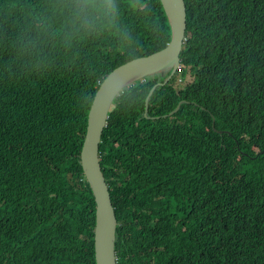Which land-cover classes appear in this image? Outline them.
<instances>
[{
    "label": "trees",
    "instance_id": "trees-1",
    "mask_svg": "<svg viewBox=\"0 0 264 264\" xmlns=\"http://www.w3.org/2000/svg\"><path fill=\"white\" fill-rule=\"evenodd\" d=\"M0 0V264H97L87 115L116 68L171 41L161 0ZM181 78L113 104L100 145L118 264H264V0H186ZM178 112L169 116L178 104Z\"/></svg>",
    "mask_w": 264,
    "mask_h": 264
},
{
    "label": "water",
    "instance_id": "water-1",
    "mask_svg": "<svg viewBox=\"0 0 264 264\" xmlns=\"http://www.w3.org/2000/svg\"><path fill=\"white\" fill-rule=\"evenodd\" d=\"M171 27V41L162 50L119 66L112 71L98 89L87 115V132L81 153V164L92 190L97 209L96 258L97 264H118L115 250L118 227L115 208L112 204L109 185L106 182L101 162L100 145L115 99L137 82L148 77L164 75L162 82L153 84L145 98L147 118L150 96L157 87L169 83L182 64V53L187 40L188 9L186 0H161ZM181 102L169 114L174 115Z\"/></svg>",
    "mask_w": 264,
    "mask_h": 264
},
{
    "label": "clouds",
    "instance_id": "clouds-1",
    "mask_svg": "<svg viewBox=\"0 0 264 264\" xmlns=\"http://www.w3.org/2000/svg\"><path fill=\"white\" fill-rule=\"evenodd\" d=\"M77 11L83 13L85 16H91L94 20H97L101 24L111 22L114 14L113 0H81L77 6ZM181 73L182 72L177 73L176 71V74L173 77H176V79L181 78Z\"/></svg>",
    "mask_w": 264,
    "mask_h": 264
},
{
    "label": "rangeland",
    "instance_id": "rangeland-1",
    "mask_svg": "<svg viewBox=\"0 0 264 264\" xmlns=\"http://www.w3.org/2000/svg\"><path fill=\"white\" fill-rule=\"evenodd\" d=\"M192 80L191 75H188L185 79L182 78H177L174 85L177 88L183 87L184 85H186L188 82H190Z\"/></svg>",
    "mask_w": 264,
    "mask_h": 264
},
{
    "label": "built area",
    "instance_id": "built-area-1",
    "mask_svg": "<svg viewBox=\"0 0 264 264\" xmlns=\"http://www.w3.org/2000/svg\"><path fill=\"white\" fill-rule=\"evenodd\" d=\"M182 69H183V66H181V65H180V66H178V67H177V73H180V72H182Z\"/></svg>",
    "mask_w": 264,
    "mask_h": 264
}]
</instances>
